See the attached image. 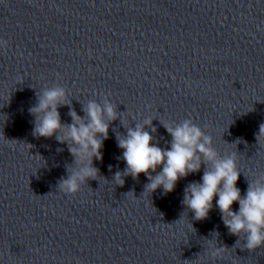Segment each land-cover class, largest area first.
I'll return each instance as SVG.
<instances>
[{
  "label": "clouds",
  "instance_id": "1",
  "mask_svg": "<svg viewBox=\"0 0 264 264\" xmlns=\"http://www.w3.org/2000/svg\"><path fill=\"white\" fill-rule=\"evenodd\" d=\"M0 46L7 48V41L0 40ZM67 93L63 87L47 88L37 94V103L29 108L34 116L33 136L52 138L60 144H66L77 167L69 168L68 174L61 177L58 189L66 194H76L81 185L88 180L97 179L99 169L94 160L103 159L104 141L108 139L109 123L118 118L115 106L107 100L103 103L90 101L82 109L85 116H80L70 108L68 115L71 123H62L59 108L68 105ZM151 119L135 127H127L126 135H118V147L122 150V160L126 168L116 171V185L124 184V176L134 179L144 174L150 181L145 191L151 193L162 188L164 194L171 193L181 178L190 173H197L205 165L202 182L190 183L184 190L182 203L194 213V219L204 220L213 209V200L221 213L223 224L229 234L245 237L244 248L255 251L264 247V179L249 181L246 194L236 186L240 177L236 156L219 158L211 147V137L205 135L201 127L191 119L180 124H165L172 137L170 149H162L153 142L150 132L144 125L151 126ZM155 132V128H152ZM264 135V124L260 125L259 136ZM162 168L156 175L157 168ZM109 171L112 166L109 165ZM238 203V211L233 210ZM237 240V243H239ZM225 247H210L212 259L222 256Z\"/></svg>",
  "mask_w": 264,
  "mask_h": 264
}]
</instances>
